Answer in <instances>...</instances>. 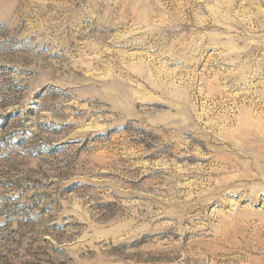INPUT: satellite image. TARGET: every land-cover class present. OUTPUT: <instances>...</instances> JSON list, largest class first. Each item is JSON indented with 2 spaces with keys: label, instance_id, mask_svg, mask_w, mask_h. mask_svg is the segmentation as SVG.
<instances>
[{
  "label": "rangeland",
  "instance_id": "1",
  "mask_svg": "<svg viewBox=\"0 0 264 264\" xmlns=\"http://www.w3.org/2000/svg\"><path fill=\"white\" fill-rule=\"evenodd\" d=\"M0 264H264V0H0Z\"/></svg>",
  "mask_w": 264,
  "mask_h": 264
}]
</instances>
